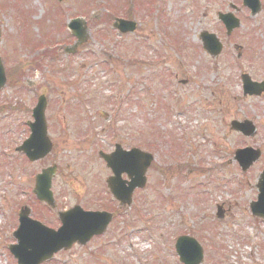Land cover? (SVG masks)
<instances>
[{"label": "rangeland", "instance_id": "rangeland-1", "mask_svg": "<svg viewBox=\"0 0 264 264\" xmlns=\"http://www.w3.org/2000/svg\"><path fill=\"white\" fill-rule=\"evenodd\" d=\"M223 1L225 5L219 0H208L209 3L194 0L193 4H189L190 0L131 1L129 6L135 5L131 16L136 28L127 34H120L112 27L113 20L106 18L104 7L110 5L111 12L125 18V11L120 8H128L126 0L60 3L4 0L0 3L8 4L7 9L2 6L4 9L0 11L2 34L4 38L13 34L7 39L16 50L10 63L23 65L27 76L37 81L36 87L12 89L11 103L16 111L0 113L3 120L0 122V209L5 214L0 216V264H16L6 250L13 239L14 224L7 211L10 212L13 200L17 203L24 195L13 190L22 188L30 173L32 176L33 172H39L55 158L61 166L52 182L58 205L63 208L73 205L82 194L88 196L93 190L98 194L101 185L97 183L94 188L91 180H101L103 165L87 160L85 165L82 159L95 157V145L108 151L115 142L125 146L136 144L154 156V168L148 170L147 184L138 193L136 205L119 207L111 199L110 207L118 209V216L110 230L84 246L57 253L47 264H168L169 258L170 264H181L174 242L183 234L196 238L203 246L202 264H264V221L251 217L248 208L255 199L256 176L264 167V153L244 173L233 159L236 148L249 146L264 150V96L257 100L241 98L234 55L228 50L229 63H223L225 55L219 62L216 59L205 62L206 56L196 51L199 57H190L189 64L193 74L191 87L177 81L187 77L186 74L175 79L170 73V57L175 53L168 41L179 46L184 42L194 48L199 43L198 34L205 28L223 35L221 27L214 23L206 25L214 17L215 8L211 5L218 4L224 11L231 10L227 9L230 6L247 14L241 0ZM259 2L264 4V0ZM14 4L18 12L11 10ZM79 14L87 20L89 35L70 54V50L64 49L74 38L68 39L66 24ZM16 15L19 21L15 26ZM251 19H241L243 23L226 39L231 44L228 47L249 42L248 35L252 32L259 39L264 37V12ZM66 39L70 42L64 43ZM44 41L53 46L58 44L32 51L40 49L38 46ZM0 44L6 46L5 39ZM189 50L192 55L194 50ZM255 58L262 59L261 52ZM242 63L245 66L246 62ZM36 64L40 68H35ZM254 68L260 67L254 63ZM252 74L255 79H264L262 69ZM39 94L48 97L45 114L55 147L44 161L27 165L28 172L20 168L21 160L15 152L10 150L11 154L6 155L16 156L13 164L1 154L9 153L14 141L20 143L27 136V121L25 124L18 121L30 116ZM80 105H86L87 109ZM250 117L261 127L258 137L248 138L230 130L231 120ZM6 163L8 167L3 165ZM208 176H211L209 180ZM202 177L207 189L203 188ZM187 183L194 190L187 189ZM213 183H217V188H213ZM32 188L33 180L30 185L33 201ZM215 202L222 203L225 210L222 219L215 217ZM95 205L98 204L91 200L83 206ZM36 210L42 212L39 206ZM44 216L40 217L44 219ZM145 226L150 230L144 231ZM137 239L143 244L136 245Z\"/></svg>", "mask_w": 264, "mask_h": 264}, {"label": "water", "instance_id": "water-1", "mask_svg": "<svg viewBox=\"0 0 264 264\" xmlns=\"http://www.w3.org/2000/svg\"><path fill=\"white\" fill-rule=\"evenodd\" d=\"M73 32L79 39L81 38V33L75 27H73ZM44 105H45V100L43 97H40L38 104L34 110L35 124L33 127V133L31 135L30 139L27 140V142H25L24 147L22 146V148L30 156L31 160H34V159H37V158L44 156V154L50 148V143H49L48 139L46 138L45 126H44V121H43ZM245 127H247V126H245ZM247 132L248 131H244L245 134H247ZM248 151L249 150L246 149V150H243L241 152H248ZM236 154H237V158L239 160L243 159V157L239 156L240 155L239 152H237ZM257 156H258V153L255 152L251 156L244 158L240 162L241 166L243 168L247 167L248 165H250V163L253 160H255L257 158ZM147 164H148V161L144 160L142 168H146ZM262 178H263V181L260 183V188H259L261 194L259 196L258 202L253 204L252 210L254 213L261 214L264 216V174L262 175ZM141 179L143 180L142 177H141ZM43 188H47V186H44ZM113 191L116 192V189L113 188ZM36 194L38 196L46 198L49 201H52L51 200V194H50V192L47 191V189H45V190L40 189V191H36ZM127 194L128 193H126V195ZM128 196H129V194H128ZM48 237H52L53 239H62L63 238L61 236H56L54 234H50V235H48ZM38 238H39V236H37V239H36V237L31 238L30 242H31V244H35V246H38L40 248V250L38 249L39 250L38 252H40L41 256L39 257L38 260H44L47 258L46 257L47 252L55 251L56 248H54V249L49 248L47 246L48 242L43 241L42 238H41V240ZM21 246H23V245L16 246L15 248H20ZM26 248H29V246H27ZM176 248H177L178 254L180 255V259L184 262L187 261L186 258H192V264H197L201 259V253H200L199 246L191 238H188V237L179 238L177 243H176Z\"/></svg>", "mask_w": 264, "mask_h": 264}, {"label": "flooded vegetation", "instance_id": "flooded-vegetation-1", "mask_svg": "<svg viewBox=\"0 0 264 264\" xmlns=\"http://www.w3.org/2000/svg\"><path fill=\"white\" fill-rule=\"evenodd\" d=\"M107 171L110 173V171L107 169ZM122 178L123 179H125V175H123L122 176ZM91 196H92V193L90 194ZM86 195L85 194H82L81 195V198H80V201H85L86 200ZM75 205H79L80 203L78 202V201H76L75 203H74ZM81 205V204H80ZM82 206V205H81ZM83 207V206H82ZM84 208V207H83ZM84 209H87V208H84ZM63 210H66V209H59L58 208V205L56 204V206H55V208L52 210V215H54V219H53V221H52V226H54V227H58L59 225H60V222H59V220H58V212L59 211H63ZM90 210H96V209H90ZM169 251H170V246H169Z\"/></svg>", "mask_w": 264, "mask_h": 264}]
</instances>
